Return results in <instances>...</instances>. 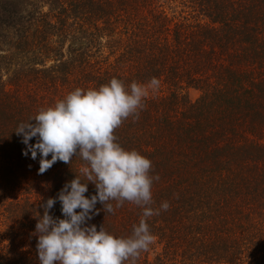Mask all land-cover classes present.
<instances>
[{
    "label": "trees",
    "instance_id": "trees-1",
    "mask_svg": "<svg viewBox=\"0 0 264 264\" xmlns=\"http://www.w3.org/2000/svg\"><path fill=\"white\" fill-rule=\"evenodd\" d=\"M113 77L159 80L114 131L159 175L152 207L170 204L136 264H264V0H0V264H40L38 205L87 182L75 156L39 175L17 126ZM95 207L88 223L117 238L142 215ZM49 214L63 218L58 200Z\"/></svg>",
    "mask_w": 264,
    "mask_h": 264
},
{
    "label": "clouds",
    "instance_id": "clouds-1",
    "mask_svg": "<svg viewBox=\"0 0 264 264\" xmlns=\"http://www.w3.org/2000/svg\"><path fill=\"white\" fill-rule=\"evenodd\" d=\"M158 87L155 77L147 85L133 81L127 87L113 77L98 89H75L17 126L14 132L25 145L22 155L31 153L36 160L39 154V175L58 161L69 164L74 156L84 162L80 172L87 182L75 174L55 198L38 205L42 216L34 212L40 264H136L141 253L149 251L156 238L147 221L169 210L170 204L164 201L159 208L152 207L153 182L160 177L150 175L149 159L121 147L114 131L129 117L139 119L148 89ZM33 138L36 143L30 144ZM89 182L96 194L86 198ZM57 200L62 219L49 214ZM98 202L106 214H115L125 202L142 209L130 236L117 238L103 225L97 230L88 223L99 214Z\"/></svg>",
    "mask_w": 264,
    "mask_h": 264
},
{
    "label": "rangeland",
    "instance_id": "rangeland-1",
    "mask_svg": "<svg viewBox=\"0 0 264 264\" xmlns=\"http://www.w3.org/2000/svg\"><path fill=\"white\" fill-rule=\"evenodd\" d=\"M196 96H197V94H196L195 92H193V91L189 93V97H190V99H192V100L195 99Z\"/></svg>",
    "mask_w": 264,
    "mask_h": 264
}]
</instances>
